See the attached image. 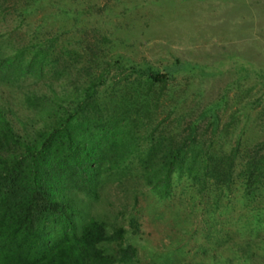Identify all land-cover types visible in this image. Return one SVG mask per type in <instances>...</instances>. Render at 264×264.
Instances as JSON below:
<instances>
[{
  "label": "rangeland",
  "instance_id": "rangeland-1",
  "mask_svg": "<svg viewBox=\"0 0 264 264\" xmlns=\"http://www.w3.org/2000/svg\"><path fill=\"white\" fill-rule=\"evenodd\" d=\"M55 38L41 76L0 73V102L21 132L47 118L81 125L88 141L109 123L121 131L125 147L108 148L126 171L75 195L76 222L122 228L132 264H264V185L245 196L234 184L219 200L214 181L175 178L158 193L140 164L152 147L227 154L239 143L242 157L264 144V0H0L1 55ZM30 92L50 96L46 114L27 108Z\"/></svg>",
  "mask_w": 264,
  "mask_h": 264
},
{
  "label": "trees",
  "instance_id": "trees-1",
  "mask_svg": "<svg viewBox=\"0 0 264 264\" xmlns=\"http://www.w3.org/2000/svg\"><path fill=\"white\" fill-rule=\"evenodd\" d=\"M55 40L47 47L39 42L32 53L0 54V73L14 78L37 68L41 76L48 62H55ZM149 76L161 82L167 78L159 72ZM46 93H26L27 108L45 113L51 102ZM86 112L82 109L81 114ZM12 115L0 102V264H132L136 249L124 246V230L110 232L100 218L79 225L73 199L78 193L97 196L102 174L111 178L125 173V167L116 163V146L108 148L112 143L125 147L117 126H102L97 142L88 141L85 129L67 119L47 118L44 128L21 132ZM196 138L191 132L186 140ZM187 145L152 147V158L140 162L143 178L154 191L169 194L175 178H188L202 188L212 180L221 200L223 191L234 184L240 183L245 196L264 185L263 143L242 157L239 143L227 154H211L204 142L195 151ZM239 158L245 160L240 159L241 165Z\"/></svg>",
  "mask_w": 264,
  "mask_h": 264
}]
</instances>
